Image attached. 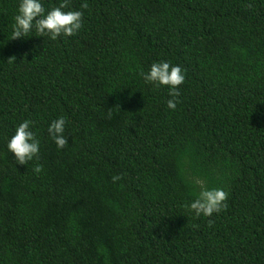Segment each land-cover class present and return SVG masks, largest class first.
<instances>
[{"label": "trees", "instance_id": "trees-1", "mask_svg": "<svg viewBox=\"0 0 264 264\" xmlns=\"http://www.w3.org/2000/svg\"><path fill=\"white\" fill-rule=\"evenodd\" d=\"M19 4L0 0V264H264V0H70L83 26L56 40L12 39ZM162 60L175 110L140 75ZM197 181L228 208L197 218Z\"/></svg>", "mask_w": 264, "mask_h": 264}, {"label": "clouds", "instance_id": "clouds-1", "mask_svg": "<svg viewBox=\"0 0 264 264\" xmlns=\"http://www.w3.org/2000/svg\"><path fill=\"white\" fill-rule=\"evenodd\" d=\"M70 0H61L59 6L52 7L45 14V8L40 0H20L18 14L15 16L12 39L28 36L35 28L37 36H48L51 40H56L60 36H73L79 32L83 26V12L79 10H68ZM82 9H87L88 4L82 3ZM251 7V5H249ZM15 57H10L11 62ZM146 83L154 84L156 87L161 85L169 87V95L172 99L167 101V106L175 110L180 103L179 86L185 81V76L179 65H172L168 61H159L151 65L147 73H140ZM111 113H109V116ZM33 121L25 120L16 128L15 134L8 142V149L14 153L15 159L19 164H28L34 157L39 159V140L36 139L30 125ZM66 120L60 117L51 122L48 133L56 143L58 148H64L68 140L63 135ZM43 170L41 164H36L33 168L35 173ZM123 179L122 175L117 174L112 177L113 183ZM199 192L196 198L185 207L195 214L198 218L201 215L211 217L214 213L218 214L228 208V192L222 188H207L203 181H197ZM214 220L209 219L208 225L212 226Z\"/></svg>", "mask_w": 264, "mask_h": 264}]
</instances>
